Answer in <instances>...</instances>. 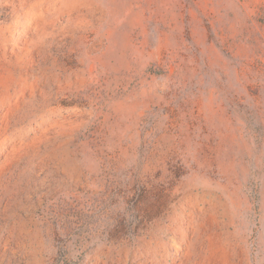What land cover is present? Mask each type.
Here are the masks:
<instances>
[{
  "label": "rangeland",
  "instance_id": "rangeland-1",
  "mask_svg": "<svg viewBox=\"0 0 264 264\" xmlns=\"http://www.w3.org/2000/svg\"><path fill=\"white\" fill-rule=\"evenodd\" d=\"M0 264H264V0H0Z\"/></svg>",
  "mask_w": 264,
  "mask_h": 264
}]
</instances>
